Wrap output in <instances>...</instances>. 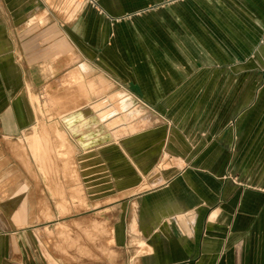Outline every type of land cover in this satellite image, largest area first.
Listing matches in <instances>:
<instances>
[{"label":"crops","instance_id":"1","mask_svg":"<svg viewBox=\"0 0 264 264\" xmlns=\"http://www.w3.org/2000/svg\"><path fill=\"white\" fill-rule=\"evenodd\" d=\"M60 1L0 0V137L32 127L29 92L66 75L102 91L82 116L127 121L137 101L154 121L118 143L78 139L95 148L79 181L111 252L51 238L46 179L27 174L8 218L0 204V264H264V0H94L101 13L68 19L50 12Z\"/></svg>","mask_w":264,"mask_h":264},{"label":"rangeland","instance_id":"2","mask_svg":"<svg viewBox=\"0 0 264 264\" xmlns=\"http://www.w3.org/2000/svg\"><path fill=\"white\" fill-rule=\"evenodd\" d=\"M168 3L170 2L166 4ZM78 7V4L61 0L59 3L50 4V12L60 13L68 19ZM93 8L101 13L97 3ZM157 9L158 6H154L133 15L116 18L112 22L132 20L133 17ZM82 75L76 82H72L67 75L65 78L63 76L55 78L52 82L44 84L37 92H29L35 123L17 137H0V204L3 206L1 215L3 219L9 217L11 198L16 193H21L27 183H32L26 181L27 174L28 176L41 174L46 180L34 181V184H40L45 190L43 200L46 204L40 207L41 216L38 223L43 227L50 226L51 238H60L64 242L76 240L79 249L82 248L87 255L92 251L99 257L103 253L104 257V254L111 252L105 242L109 237V221L104 222L105 213L92 209L90 195L93 192L86 190L79 181L81 172L95 171V164L86 159L89 157L87 152L95 148L85 149L82 141L78 139L84 136L90 141L99 135V144L118 143L123 136L131 132L127 128L135 126V131H138L153 124L154 120L151 119L152 122L146 120L149 118L143 115L145 112L138 106L137 101L133 102L132 108L140 111V114H135L127 121H122L119 115L117 121L103 122L92 110L82 116L79 108L100 103L96 97L102 92L98 90L97 93V86L92 85L93 77H89L88 73ZM116 93H120V90L115 88L113 94ZM115 95L111 106H106L107 110H119ZM75 97L77 100H74ZM140 121L145 125H137ZM35 139L37 143L33 147L31 144ZM53 178L55 179L50 180ZM106 215L110 217L109 213ZM63 221L69 223L65 225ZM73 221L78 223L74 225ZM81 221L83 222L79 225ZM60 251H64L68 257V249ZM114 257H117L115 253Z\"/></svg>","mask_w":264,"mask_h":264},{"label":"built area","instance_id":"3","mask_svg":"<svg viewBox=\"0 0 264 264\" xmlns=\"http://www.w3.org/2000/svg\"><path fill=\"white\" fill-rule=\"evenodd\" d=\"M74 4H78V6H83V5H90L92 7H96V3L93 0H68Z\"/></svg>","mask_w":264,"mask_h":264},{"label":"bare ground","instance_id":"4","mask_svg":"<svg viewBox=\"0 0 264 264\" xmlns=\"http://www.w3.org/2000/svg\"><path fill=\"white\" fill-rule=\"evenodd\" d=\"M37 143V140L35 139V141H34V143L33 144H31L33 147H34V145ZM38 152V151H37ZM36 152V153H37Z\"/></svg>","mask_w":264,"mask_h":264}]
</instances>
